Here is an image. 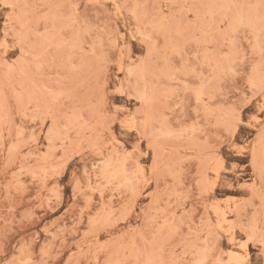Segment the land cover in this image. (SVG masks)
Listing matches in <instances>:
<instances>
[{
	"label": "snow or ice",
	"instance_id": "1",
	"mask_svg": "<svg viewBox=\"0 0 264 264\" xmlns=\"http://www.w3.org/2000/svg\"><path fill=\"white\" fill-rule=\"evenodd\" d=\"M0 3L12 10L8 17L11 30L6 24L0 39V59L5 66L13 68L31 56L38 61L37 70L42 69L44 65L39 63L42 57L30 52L29 45L42 47L44 54L52 57L49 72L64 81L66 91L52 93L64 100L58 105V112L49 108L44 115L32 117V122L46 127L50 135L54 126L62 124L67 138L75 137L80 154L86 152L94 158L93 169L98 172L111 169L119 161L125 175L131 168L141 187H146L150 198H155L162 184L171 186L185 181L189 163L195 158L177 161L174 149L169 155L166 142L183 140L189 129L182 125L191 119L190 130L197 135L199 129V143L214 157L213 166L206 170L211 175L204 177L207 189L197 180L201 195L211 190L222 172L229 170L226 157L231 152L225 149L249 156L251 170L254 175L258 174L257 183L264 193V0H218L205 5L218 10L212 14V22L202 25L198 16L189 15V32H171L162 22L167 19L163 6L161 17L146 11L143 23L132 12L135 26L130 34L118 28L123 7L115 0L112 3L55 0L43 5L4 0ZM105 7L109 11L97 14ZM143 7L147 10L155 6ZM49 8L55 9V13L43 11ZM112 9L116 10L115 19ZM102 34H108V39ZM57 37L59 44L53 45L47 40L41 43L44 38ZM136 41L145 46L140 57L133 51ZM68 45L74 51L86 53V57L80 63L69 57L68 68L62 74L55 66L56 53ZM17 52L19 56L9 63V54L16 56ZM161 67L170 69L172 81L165 85L172 90L164 94L156 87L162 79L158 75ZM22 104L23 98L16 97L15 105L10 102L9 108L27 118L31 105L22 109ZM241 135L245 136V142H240ZM123 136L128 139H122ZM252 136L254 142H248ZM133 137L134 142L129 144ZM232 168L236 169L237 165L233 164ZM258 207L260 220H256L257 212H252L251 220L208 221L216 229L217 248L225 236L228 245H238L239 253H225L229 257L226 262L219 258L179 262L136 259L120 264H251L247 255L251 245H257L264 256V194ZM187 231L192 232L191 225ZM237 232L242 234L239 240ZM203 239L208 242L207 237ZM181 248L182 245H176V255L181 254ZM183 256H188L187 251Z\"/></svg>",
	"mask_w": 264,
	"mask_h": 264
},
{
	"label": "rangeland",
	"instance_id": "2",
	"mask_svg": "<svg viewBox=\"0 0 264 264\" xmlns=\"http://www.w3.org/2000/svg\"><path fill=\"white\" fill-rule=\"evenodd\" d=\"M4 2L43 5L52 4L55 0ZM76 2L87 3L88 0ZM112 2L106 0V3ZM115 2L123 7L118 28L129 34L135 26L132 12H136L143 23L146 11L161 17L163 6L167 19L162 22L168 29L171 32H189V15L198 16L202 25H208L212 22V14L218 11L205 6L218 0ZM137 4L141 7L136 8ZM145 4L155 7L146 10ZM20 11L22 9H17ZM43 11L55 13L51 8ZM92 11L97 12L96 9ZM107 11L109 9L105 7L97 14ZM111 11L115 19L116 10ZM11 13V9L0 3V39H3L6 24L11 30L12 24L8 20ZM102 35L108 39V34ZM45 40L53 45L60 43L58 37L54 40L44 38L41 43L44 44ZM144 48L139 41L134 42L133 51L137 57L142 55ZM29 51L42 57L39 62L44 65L42 69L37 70L38 61L31 56L13 68L5 66L0 59V264H105L106 261L120 264L136 259L179 262L182 259L217 258L226 262L229 257L225 253L240 252L238 245L227 244V236L217 248L216 229L208 221L225 218L229 221L234 218L251 220L252 212H257L256 220H260L258 205L264 193L257 183L258 174L254 175L251 170L249 156L225 149L231 152L226 157L229 170L222 172L220 179L214 180L211 190H205L201 195L197 180H201V185L207 189L204 177L211 175L206 170L213 166L214 157L209 156L199 143V129L197 135L190 130L192 121L189 119L182 125L189 129L183 140L166 142L169 155L174 149L177 161L195 158L189 163L186 182L171 186L162 184L158 195L150 198V192L141 187L131 168L125 175L124 166L117 161L111 169L98 172L93 169L94 158L86 152L80 154L75 137L67 138L62 124L54 126L50 135L46 127L32 122V117L44 115L49 108L58 112V105L64 100L52 93L58 94L66 89L64 81L49 72L52 57L44 54V48L29 45ZM18 56V52L16 56L9 54V63ZM69 57L80 63L86 53L78 49L74 51L71 45L62 47L56 53L55 62L62 74L68 68ZM169 73L170 69L166 67L159 69L158 75L162 79L156 87L160 94L172 90L165 87L172 83ZM16 97L23 98L22 109L31 105L27 118L10 110L9 103L15 105ZM131 103L135 105V101ZM122 139H128V136ZM134 139L129 140V144ZM239 140L245 142V136L241 135ZM254 140L252 136L248 142ZM233 164L237 165L236 169L232 168ZM193 168L195 171H191ZM189 225L191 233L187 231ZM178 228L179 232L176 231ZM241 235L236 233L237 240ZM203 237H207V243ZM176 245H182L180 255L175 254ZM184 251L188 253L186 258ZM247 255L251 264H264V256L257 245H251ZM232 259L235 261V257Z\"/></svg>",
	"mask_w": 264,
	"mask_h": 264
}]
</instances>
